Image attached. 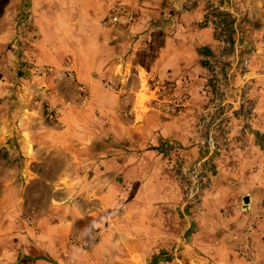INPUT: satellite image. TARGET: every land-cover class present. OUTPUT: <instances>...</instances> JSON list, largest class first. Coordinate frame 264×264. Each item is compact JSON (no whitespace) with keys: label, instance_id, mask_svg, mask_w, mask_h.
Returning <instances> with one entry per match:
<instances>
[{"label":"rangeland","instance_id":"1","mask_svg":"<svg viewBox=\"0 0 264 264\" xmlns=\"http://www.w3.org/2000/svg\"><path fill=\"white\" fill-rule=\"evenodd\" d=\"M0 264H264V0H0Z\"/></svg>","mask_w":264,"mask_h":264},{"label":"crops","instance_id":"2","mask_svg":"<svg viewBox=\"0 0 264 264\" xmlns=\"http://www.w3.org/2000/svg\"><path fill=\"white\" fill-rule=\"evenodd\" d=\"M61 5H62V7H63V6L65 7V6H67V3L63 1V2H61ZM64 9L67 10V7L64 8Z\"/></svg>","mask_w":264,"mask_h":264},{"label":"water","instance_id":"3","mask_svg":"<svg viewBox=\"0 0 264 264\" xmlns=\"http://www.w3.org/2000/svg\"><path fill=\"white\" fill-rule=\"evenodd\" d=\"M249 201V198L248 199H246V202H248Z\"/></svg>","mask_w":264,"mask_h":264}]
</instances>
